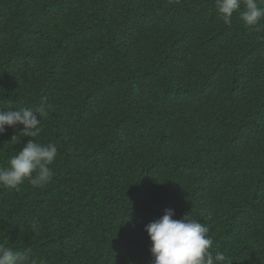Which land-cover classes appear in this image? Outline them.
Listing matches in <instances>:
<instances>
[{"label": "trees", "instance_id": "1", "mask_svg": "<svg viewBox=\"0 0 264 264\" xmlns=\"http://www.w3.org/2000/svg\"><path fill=\"white\" fill-rule=\"evenodd\" d=\"M44 100L39 136L0 134V166L29 139L58 148L44 188H0V243L152 264L144 226L172 208L213 253L264 264V21L225 25L215 0H0V109Z\"/></svg>", "mask_w": 264, "mask_h": 264}, {"label": "clouds", "instance_id": "2", "mask_svg": "<svg viewBox=\"0 0 264 264\" xmlns=\"http://www.w3.org/2000/svg\"><path fill=\"white\" fill-rule=\"evenodd\" d=\"M262 4L264 0H215L217 14L225 25H231L234 13L239 12V18L257 30H261V21H264ZM46 109V100L15 111L0 109V134L6 127H12L22 137L39 136L41 117L46 115ZM57 154L55 143L27 140L6 166H0V188L19 191L25 181L34 188H44L52 180L51 165ZM174 216L175 210L166 208L161 217L144 226L151 240L152 264H232L233 260L223 252L213 253L209 225L192 218L189 213L179 219ZM0 264H38V259L30 249L17 251L0 243Z\"/></svg>", "mask_w": 264, "mask_h": 264}]
</instances>
